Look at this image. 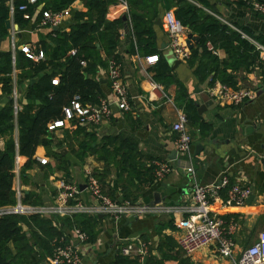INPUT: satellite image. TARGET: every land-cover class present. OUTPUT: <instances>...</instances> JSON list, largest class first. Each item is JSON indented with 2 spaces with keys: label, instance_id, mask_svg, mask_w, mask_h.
<instances>
[{
  "label": "crops",
  "instance_id": "obj_1",
  "mask_svg": "<svg viewBox=\"0 0 264 264\" xmlns=\"http://www.w3.org/2000/svg\"><path fill=\"white\" fill-rule=\"evenodd\" d=\"M20 1L6 0V4L9 9L12 6L13 11L21 4L32 5L27 0L25 3ZM239 1L209 0V3L216 15L239 29L247 28L253 35L264 33V14ZM42 5V3L36 5L31 18L22 26L14 21L13 12L9 10L10 27H5L6 35L0 37V51H11L14 60L16 53L21 51L23 46L28 47L33 55L42 51V42L48 41V33L53 29L36 21ZM67 7H70V10L72 8L86 10L81 0H75ZM132 9L148 17V20L153 17L151 28L154 31L155 52L146 53L138 50L126 14L128 6L124 9L119 0H111L108 4L106 18L122 19V15L125 14L129 37L127 38L124 24L117 29L114 58L107 57L100 44L95 42L101 58L106 59L107 63L113 59L118 64L130 108L125 111L116 105L106 67H98L102 90L100 102L104 101L107 104L110 113L98 123L81 124L74 118L60 127L51 130L47 127L45 137L50 141L49 147L56 155L48 153L42 145H38L34 156L35 163L25 169L22 175L20 171L26 159H20L16 155L12 183L16 197L14 206L43 205L44 196L48 198L49 203H54L61 180L77 185L79 189L77 198L82 204L96 205L97 201L86 189L84 174L86 168L91 169L97 177L103 194L116 202L129 201L136 205H148L156 194L159 199L157 203L161 205L185 206L190 204L188 199L195 182L211 185L226 178L228 184L221 188L222 197L233 182L250 186L253 196L249 201L245 200L243 205L229 206L219 211L223 219L226 221L233 219L238 224L232 234L235 242L232 255L233 259L237 258L243 248L256 240L258 231L264 229L262 63L258 59L247 66L248 61L245 59L232 60L222 47L214 48L213 53L217 56L218 63L227 61L230 64L226 67V72L234 76L235 86L255 90V97L252 100L235 105L217 102L208 94L207 88L213 81H220L218 75L212 78L211 73L205 78L201 77L195 71L197 62L191 63L190 55L185 60L179 59L169 45L168 34L161 23V17L167 10L174 13L175 5L168 0H153L151 6L135 4ZM154 10L157 12L156 15ZM71 16L72 13L57 29H67L73 23ZM157 19H160L159 23ZM187 29L191 32L188 27ZM45 53L47 52L44 51L41 59L47 58ZM149 55H157V60L160 55L165 58L176 78V83L164 85L153 79L157 60L148 63L145 58ZM176 59L179 60L174 63ZM14 60L10 75L13 80L12 106L16 114L25 104L24 90L29 80L22 79L23 82L20 84H16V81L19 75L31 68L22 58L16 62ZM48 73L55 74L52 79L58 78L56 70L50 67L40 71L35 78L37 80ZM8 98L10 96L1 90L0 110L9 104ZM65 106L67 105L63 107ZM32 110H35V107ZM179 113L185 114L187 119L185 129L191 137L190 148L184 158L192 166V172L185 171L182 165L177 164L175 158L174 165L170 158L173 151L176 157L177 133L172 129V124L177 121ZM60 118H63V112ZM60 118H54L49 122ZM8 125V123L0 125V139L3 141L0 148H3L5 140L10 136L17 145L16 124L14 123L11 133L5 131ZM77 154L82 155V158ZM16 157L19 165L16 163ZM36 158H46V162L40 163ZM156 162H167L170 169L162 175H157ZM29 193L31 196L28 198L29 201L22 202L25 194ZM183 213H144L121 217L117 221L104 214H98L99 221L95 225L96 239L91 244L89 252L82 257L81 264H110L117 254L123 255L120 248L135 239L145 241L149 246V253L142 260L136 256H127L137 258L140 264H145L147 258L146 264H154L159 259H162L161 264H232V258L220 256L211 245L202 247L191 255H185L179 250L177 238L180 230L176 228L175 222L184 216ZM72 228L64 227L62 234L72 239ZM48 256L45 258V264Z\"/></svg>",
  "mask_w": 264,
  "mask_h": 264
},
{
  "label": "trees",
  "instance_id": "obj_2",
  "mask_svg": "<svg viewBox=\"0 0 264 264\" xmlns=\"http://www.w3.org/2000/svg\"><path fill=\"white\" fill-rule=\"evenodd\" d=\"M75 0H36V4H26V10L14 9L13 18L18 25H23L31 18L37 4H43L36 16V21L41 20L42 11H60L71 5ZM128 6L126 12L136 47L140 52H155L154 31L151 28V19L145 15L134 12L135 4L142 6L153 5V0H125ZM175 5L174 16L183 26L199 36L198 45L190 49V62H197L196 73L205 78L213 73L217 74L222 83L235 87V78L226 72L229 66L227 61L218 63L217 56L207 47L209 42L213 48L222 47L232 60L245 59L251 65L258 61V53L254 45L240 33L221 22L214 13L209 0H168ZM25 3V0H21ZM86 10L72 8L73 23L67 29H51L48 41L42 42V53L47 58L37 61L27 57L21 50L16 53L15 60L9 50L0 51V81L2 92L7 96L9 104L0 110V125L9 124L5 131L12 132L16 124L18 137L17 145L12 136L0 148V207L14 206L15 193L12 189L14 178L15 156L26 161L21 168L24 170L35 163V152L38 145H42L48 153L55 154L49 147L47 140V122L54 118L62 117L63 106L69 105L74 95H78L81 104L90 103L98 106L102 90L98 77V67H107L106 59L100 57V50L95 42L100 44L109 58H114L115 37L117 29L123 25V20L118 17L109 20L106 18L107 6L111 0H81ZM243 2L242 0L239 3ZM131 6V10L130 9ZM28 17L24 18L23 13ZM155 13V10H154ZM157 12L155 13V15ZM154 15V16H155ZM9 16L6 0H0V37L6 35L5 20ZM48 27V26H47ZM239 28V27H238ZM243 32L253 37L264 45V33L253 35L247 28H240ZM75 53L71 54L70 50ZM22 58L30 65V70L19 75L16 84L29 80L25 86V104L16 114L12 106L13 80L10 75L13 60ZM81 61H84L83 65ZM259 63V62H258ZM157 68L153 79L164 85L176 83L172 70L163 56L156 62ZM221 64V67H220ZM260 65V63H259ZM16 66V64H15ZM50 67L58 74L57 84L51 82L54 73L40 76L35 82L30 80L37 74ZM23 79V80H22ZM214 80V79H212ZM35 107V110L32 108ZM82 158V155L77 154ZM30 193L25 194L22 202L29 201ZM98 215L87 213H73L71 215H41L37 213H9L0 216V264H45V258L52 254L53 239L63 233V228L79 227L88 235V242L93 244L97 231ZM25 225L26 229H23ZM145 259V264L147 263ZM162 259L154 262L161 264ZM110 264H140L137 258H129L117 254ZM149 264V263H148Z\"/></svg>",
  "mask_w": 264,
  "mask_h": 264
},
{
  "label": "built area",
  "instance_id": "obj_3",
  "mask_svg": "<svg viewBox=\"0 0 264 264\" xmlns=\"http://www.w3.org/2000/svg\"><path fill=\"white\" fill-rule=\"evenodd\" d=\"M123 8L126 9L125 0H119ZM249 5L251 9L264 14V1L261 0H242ZM28 3L34 4L36 0H27ZM19 10L25 11L26 4L19 5ZM10 12L13 7L10 6ZM216 16L221 22L228 25L231 29L240 33L241 37L246 38L254 45L258 53V59L262 63L264 70V45L256 41L238 27L219 17L215 13L209 11ZM70 7H66L60 11H42L40 24L48 27H59L66 17H70ZM24 17L28 14L24 12ZM161 23L166 30L169 38V45L173 53L182 60L190 55V49L185 43L186 36L189 33L187 27L181 25L175 18L172 10H167L161 17ZM209 50L214 52L213 46L207 42ZM21 50L26 56L33 59H41L42 51L37 55H33L28 47L23 46ZM71 54L75 53L74 49L70 50ZM148 63L157 60V55H149L145 58ZM84 65L85 62L81 61ZM110 88L113 93L116 105L127 111L130 104L127 98V90L121 80L119 66L115 60L110 59L106 67ZM53 84L58 82V78L51 80ZM2 83L0 81V93ZM208 94L217 102H227L229 104H239L246 100H252L255 97V90L244 86L232 87L220 81H213L207 88ZM17 106H14L16 110ZM110 113L109 107L104 101H101L98 107L91 104L82 105L78 101V95H74L70 104L63 107V118L53 120L48 123V129H54L62 126L66 121L74 118L81 123H98L102 118ZM186 116L179 113L177 121L172 124V129L177 133L175 140L177 164L182 165L184 170L192 172V166L186 161L184 156L188 153L191 143V137L185 129ZM40 163H45L46 158H36ZM16 163L19 160L16 157ZM156 174L162 175L170 169L169 163L156 162ZM86 179V189L91 197L97 201L95 205L82 204L77 195L79 189L76 184L69 181L61 180L58 184V191L54 197V203L43 204L37 207L24 206H2L0 207V216L9 213L31 214L37 213L41 215H71L73 213H87L90 215L104 214L109 218L117 221L121 217L140 215L144 213L155 212H184V216L176 220V228L180 230L177 238V245L180 251L185 255H191L196 250L213 246L215 251L222 257L232 258V264H264V229L257 233V238L251 244L243 248L240 255L233 259V250L235 247L233 232L237 229L238 224L229 219L226 221L220 215L221 210L229 206L243 205L245 200L251 195V187L238 182H233L226 190L224 197L221 196V188L228 184L227 179L223 178L220 183L211 185H202L195 182L192 192L189 196V203L185 206H166L159 203L148 205H136L129 201L116 202L102 193L99 181L91 169L84 170ZM72 239L65 234L53 239L52 254L47 257L46 264H81L82 257L90 250L91 244L88 242V235L79 227L72 228ZM69 236V235H68ZM73 238L77 239V243H73ZM120 252L126 256H136L142 260L149 253L148 243L139 239L130 240L120 248Z\"/></svg>",
  "mask_w": 264,
  "mask_h": 264
},
{
  "label": "water",
  "instance_id": "obj_4",
  "mask_svg": "<svg viewBox=\"0 0 264 264\" xmlns=\"http://www.w3.org/2000/svg\"><path fill=\"white\" fill-rule=\"evenodd\" d=\"M126 15H122V20H123V24H124V30L126 31V35H127V38L129 37V27H128V24H127V20H126ZM157 22L159 23L160 22V19H157ZM5 26L6 27H10V19H6L5 20ZM53 29H57L58 27H52ZM199 40V36L198 35H194L193 33L189 32L186 36V40H185V43L187 44V47L189 49L193 48L194 46L197 45V42ZM179 59H176V61H174V63L178 62ZM36 81V78H33L30 80V82H34ZM199 92V91H198ZM2 144H3V141L0 139V147H2ZM170 158L172 159L173 161V164L175 165V151L172 152ZM252 195H250L246 200L249 201L250 199H252ZM42 201L45 203V204H49V200L46 196L42 197ZM159 202V199L157 198V195L155 194L154 195V199L149 203V204H155ZM100 216V215H99ZM23 229H26L25 225H22ZM78 240L73 238V243H77Z\"/></svg>",
  "mask_w": 264,
  "mask_h": 264
},
{
  "label": "rangeland",
  "instance_id": "obj_5",
  "mask_svg": "<svg viewBox=\"0 0 264 264\" xmlns=\"http://www.w3.org/2000/svg\"><path fill=\"white\" fill-rule=\"evenodd\" d=\"M261 230V229H260Z\"/></svg>",
  "mask_w": 264,
  "mask_h": 264
}]
</instances>
